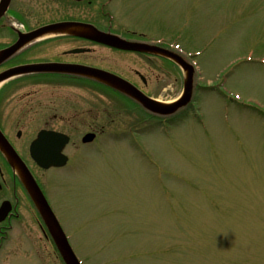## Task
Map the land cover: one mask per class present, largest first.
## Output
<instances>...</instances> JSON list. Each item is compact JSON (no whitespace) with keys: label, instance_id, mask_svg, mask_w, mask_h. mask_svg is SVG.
<instances>
[{"label":"rangeland","instance_id":"1","mask_svg":"<svg viewBox=\"0 0 264 264\" xmlns=\"http://www.w3.org/2000/svg\"><path fill=\"white\" fill-rule=\"evenodd\" d=\"M106 1L75 3V17ZM112 8L120 26L195 56L199 77L193 105L153 130L158 121L129 104L79 92L103 106L97 121L120 108L112 129L126 131L45 175L79 261L264 264V0H122ZM97 52L118 72L147 77L149 87L139 86L154 98L172 102L184 91L186 74L172 64ZM28 228L18 231L28 243L22 234L20 248L7 243L0 264H61L51 242Z\"/></svg>","mask_w":264,"mask_h":264},{"label":"flooded vegetation","instance_id":"2","mask_svg":"<svg viewBox=\"0 0 264 264\" xmlns=\"http://www.w3.org/2000/svg\"><path fill=\"white\" fill-rule=\"evenodd\" d=\"M5 1L8 2L6 8L1 6L2 0H0V53L17 44L20 37L27 39V43L12 57L0 64V135L3 136L2 141L8 143L33 172V169L36 170L38 167L30 155V147L40 133H46L52 136L60 147L63 145L62 155L67 158V161L66 165L60 169L38 170L42 174L66 170L74 165L75 153L81 147L79 138L75 136L95 134L98 137L114 132L115 129H112V126L117 124L115 118H122V114L114 110L112 116L108 117L111 120H96L99 111L106 114L103 106H97L92 101L90 104L89 96L81 99L79 92L91 91L96 94L98 91L101 93L99 97L103 100H110L111 94L117 93L96 81L76 77L75 66L93 68L116 75L145 94L146 89L143 90L139 85L147 88L150 80L147 77L144 79L139 72H131L129 76L113 69L110 66L113 63L107 58H102L100 61L97 48L106 50L109 54L122 56L132 53H123L75 37V33L63 32L38 37L37 31L55 24H75L76 22L93 25L105 33L119 36L130 42H135L136 33L134 32L131 36L129 31L127 33L114 31L111 29L112 22L107 23L105 20L102 24L95 22L96 12H87V15L75 17V3L93 5V1L89 0ZM33 36L36 37L32 39ZM76 50H82L83 53L75 54ZM48 66L50 67L48 69L52 67L54 70H47ZM10 74L15 75L9 77ZM148 96L153 98L150 94ZM119 97L135 104L127 97L124 98L121 95ZM57 135H61L60 140L56 138ZM64 136L68 137V140ZM85 146L82 145V147ZM36 181L56 214L59 215L56 203L47 194L45 181L37 178ZM6 202L11 204V212L4 222L0 223V250L11 242L14 247L20 246L21 234L24 238L23 234L26 232L18 233V231L25 229L29 232L28 226L32 228L36 226L39 236L42 234L51 242L54 254L60 261L59 253L45 224L14 172L11 157L0 143V209ZM26 236L25 244L28 243L26 241L28 235ZM21 251H23L22 248ZM28 254L31 253L28 252Z\"/></svg>","mask_w":264,"mask_h":264},{"label":"water","instance_id":"3","mask_svg":"<svg viewBox=\"0 0 264 264\" xmlns=\"http://www.w3.org/2000/svg\"><path fill=\"white\" fill-rule=\"evenodd\" d=\"M61 28L62 26H55L52 28H47L46 30L39 31L37 35L43 34L50 30H58ZM79 28H82V26L75 24V29H79ZM88 31H90V34L86 35L85 37L91 40H95L101 44L119 48V49H124V50L147 52L151 54L163 55L171 59L172 61L177 63V65H179L183 69L185 74L187 75L184 95L176 103L169 104V105H163L157 101H153L147 98L141 92H139L136 88L131 86L129 83L117 77L107 75L106 73H103V72L91 71V70L84 69V68L75 69V73H77L78 75H82V76L96 78L97 80L107 83L109 84L110 87L116 89L120 93L126 94L130 96L131 98H133L134 100H136L137 102H139L141 105H143L144 108H146L150 112L156 115H159V116H163V117H168V116H172L176 114L177 112L187 107L192 102L195 71H194V68L191 65H189L183 58L179 57L178 55L171 54V53H168V52L156 49V48H150L146 45L145 46L142 44L133 45V44L125 43L121 41L120 39L100 33L91 27H89ZM93 139H94V136H89L85 139V142L93 141ZM33 155H34V158L37 160V162L41 165V167L49 168L52 166L51 161L48 165H43V160L41 159L39 148H37L36 151L33 152ZM50 157L51 156H49L48 159H50ZM56 165L57 164H55L54 166ZM20 169H21L22 179L27 189L31 192L32 197L40 210V213L44 217L45 223L47 224L51 232V235L53 236L55 243L59 251L61 252L66 264H79L76 256L72 252L67 242V239L62 229L60 228L58 222L56 221L54 214H52L44 196L40 192V189L36 185L32 176L26 169L25 171L22 168Z\"/></svg>","mask_w":264,"mask_h":264}]
</instances>
